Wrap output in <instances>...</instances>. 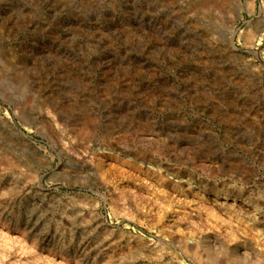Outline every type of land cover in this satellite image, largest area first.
<instances>
[{
    "label": "rangeland",
    "instance_id": "374dc122",
    "mask_svg": "<svg viewBox=\"0 0 264 264\" xmlns=\"http://www.w3.org/2000/svg\"><path fill=\"white\" fill-rule=\"evenodd\" d=\"M251 3L0 0V264H264Z\"/></svg>",
    "mask_w": 264,
    "mask_h": 264
},
{
    "label": "bare ground",
    "instance_id": "6f19581e",
    "mask_svg": "<svg viewBox=\"0 0 264 264\" xmlns=\"http://www.w3.org/2000/svg\"><path fill=\"white\" fill-rule=\"evenodd\" d=\"M247 1V5L249 6V7H252V3H251V0H246ZM246 3V2H245ZM244 3V4H245ZM246 5V6H247ZM261 8V7H260ZM262 9V8H261ZM263 9H264V7H263ZM262 11V10H261ZM246 12H247V10H246ZM249 12V11H248ZM247 12V13H248ZM235 15H237V12H234V16H232V17H230V20H228V22L229 23H233V21L235 20ZM239 16V15H238ZM259 23L261 24V26H263V29H261L260 30V32H264V16L261 18V16H260V19H259ZM258 26V25H257ZM259 33V32H258ZM257 33V34H258ZM262 37V35H259V38H261ZM259 40V39H258ZM254 43V42H253ZM88 132H89V130H88ZM87 134H89V133H87ZM128 164V163H127ZM105 166L107 167V168H111L112 167V164H111V162H110V160H108V162H105ZM198 168H199V166H198ZM138 169V168H137ZM201 169V168H200ZM148 169H145V171H147ZM138 172H141L140 171V169H138ZM218 202V201H217ZM219 205H221V206H225L226 205V202H220L219 203ZM36 215V214H35ZM69 221H71V220H69ZM79 223V222H78ZM70 224V223H69ZM45 227V221H44V219L42 218V217H40L39 215L38 216H36V217H34L33 219H31V220H29V221H27L26 223H25V230L30 234V235H33V236H35V238H38V239H42V238H45L46 236H49L48 234H45L44 232H43V228ZM47 229H44V231H46ZM92 232V231H91ZM88 233L90 234V231H88ZM55 234V233H54ZM87 235V234H86ZM96 236H98V235H96ZM72 237V236H71ZM86 238H87V236H86ZM91 240V239H90ZM79 241V240H78ZM87 241V240H86ZM92 241H94V240H92ZM110 244V239H108V235L107 236H105V238H103L102 240H96L95 241V243L93 244L94 246H92V247H94L93 249L94 250H98L99 249V251H97V252H101V251H103V252H105V253H101V255H100V258H99V263L98 264H107L106 262H107V258H108V255H107V251H109V245ZM84 245H86V242L84 243V240L83 241H79L78 242V246L80 247V249L84 246ZM189 247V246H188ZM186 251V250H185ZM82 253V252H81ZM91 253H92V251H91ZM193 253V252H192ZM93 254V253H92ZM97 255V254H96ZM193 255H195V254H193ZM84 256V255H83ZM88 256V255H87ZM93 256H94V254H93ZM91 257V256H90ZM110 260V258L108 259V261ZM90 261V260H89ZM88 261V262H89Z\"/></svg>",
    "mask_w": 264,
    "mask_h": 264
}]
</instances>
